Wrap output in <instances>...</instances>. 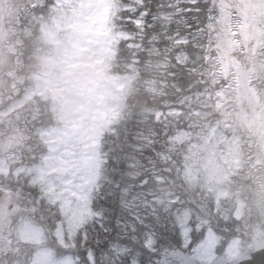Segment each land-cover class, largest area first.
Listing matches in <instances>:
<instances>
[{
	"label": "rangeland",
	"instance_id": "374dc122",
	"mask_svg": "<svg viewBox=\"0 0 264 264\" xmlns=\"http://www.w3.org/2000/svg\"><path fill=\"white\" fill-rule=\"evenodd\" d=\"M51 2H53L51 6L53 13L48 15V18L43 20L38 27H34V23L31 24L39 32L34 36V39L39 37L55 40L60 35L77 37L80 41V49L90 53L87 63L93 69L94 77L104 82L105 86L97 96L94 108L70 119H64L51 108L48 99L42 92H34L27 87L24 93L18 92L19 95L15 100V94L11 96L2 106L7 107L4 110L5 113L11 114V112L19 111L17 115L22 116L23 113L26 116L31 115V120L34 121L37 117L34 110H40L37 106H42L44 109L48 108L47 111L53 109L52 121L54 124L46 129L31 127L28 131L16 122L17 119H11L13 124L5 128L2 132L3 135H6V132L14 133L16 142H22L25 137L26 139L28 137L31 140L30 149L28 157L24 154V159L16 157V154L11 156L10 153L0 158V196L7 193V197L11 200V192L3 191H7V186L12 184L19 188L18 192L22 190L32 196L33 204L36 203L41 207V211L36 210L33 214L27 213L25 218L20 219L21 223L15 229V238L12 242L42 243L52 235L57 242L68 246L67 243L71 244L78 233L82 232L85 237L84 231L92 217H98V219L114 217L110 209L109 216L105 214L104 210L95 214L92 202L95 196L100 195L99 199L102 201L104 197L109 196V206L110 204L116 206L117 198L119 200L122 198V195L118 196L122 177L126 179L128 175L136 182L128 180L127 198L129 202L125 205L121 203V207L125 211L123 216L128 218L130 225L133 217L137 213L143 215L144 210L157 209L161 204L165 209L173 207V204L170 203L173 199L179 198L180 192L173 188L170 181L166 179L168 175L164 177V170L167 172L171 170L162 168L163 164L153 157L154 149L151 146L155 145V138L161 130L158 131L150 126L145 128V125L142 127V124L145 123L144 118L140 119L141 125L138 129L131 128L125 134L115 133V125L130 116L131 95L127 97L129 98L128 114H126V96L132 92L134 86L126 76L120 75L115 69L114 48L122 30L119 36L114 34L116 25L114 18L116 3H119L120 0H51ZM10 12L13 14L12 9ZM245 13L251 17V1L248 3ZM7 18H10L8 14L4 16V20ZM1 24V30L12 25L8 22H6L7 26L4 22ZM122 36H124V32H122ZM0 58L2 59L0 65H2L6 57L0 54ZM15 87L19 88V85L16 84ZM113 92L117 96L116 102L107 103L106 97ZM163 107V105L147 106L143 108V113L145 117L152 116L156 125L157 123H160L161 126L172 125L176 113L170 109H162ZM202 107L207 110L204 105ZM1 114L0 111V116ZM48 119H50L49 115ZM175 130L174 137H188L186 140L188 144L183 149L182 159L179 161V173L176 174L182 185H185L184 181L194 173L201 171L208 173L205 177L206 182L200 186L204 197H201L196 205H193L197 212L193 213L189 205L178 207L182 222L186 223L188 216L193 214L199 215L203 223L207 224L211 220L212 223L207 231L211 237L215 238L214 246L227 253L229 258L240 257L243 246L255 244L256 241V244L261 243L264 241V235L260 234L259 226L252 234H249L241 226L240 221L245 215L246 201L244 195L234 200L231 195L236 191H245L244 186L247 185L248 180H251L248 174L261 176L264 173V157L254 153L250 146L247 147L245 154V149L242 148L243 141L235 133L225 134L226 132L223 133L221 129L212 128L207 131L202 129L198 137H190L187 130ZM135 131L141 133L133 143L136 150L133 151L131 159L129 156L131 149L128 148L131 147ZM189 131H196V129L192 128ZM162 135L160 134L158 138ZM120 137H124L123 145L119 141ZM189 139L191 140L189 141ZM0 141L7 145L10 140L2 137ZM145 141L149 142L145 145L151 151L149 155L142 154L144 152L142 149L145 146L140 143ZM169 147H175L174 143L170 142L167 145L168 154L173 155V151ZM205 148H207V156L204 152ZM119 152H123L124 155L119 157ZM242 157L245 160L243 162H241ZM168 160L175 166L172 158ZM114 165L123 168V176L117 173ZM141 167L154 168L153 180L156 185H160V188L148 186L147 184L151 183L148 176L143 175L139 179L138 171ZM234 175H237V178L240 177L239 188L229 191L230 185L234 182ZM70 183L75 184L83 191L78 192L75 196L71 195L70 191L66 192ZM253 186L254 184H251V190H254ZM106 188L107 190H104ZM139 188L140 191L137 192L136 190ZM206 197H210L212 201V205H208L207 210L204 207ZM225 197L228 199L225 205H221V200ZM0 200L3 202L2 199ZM211 206L214 212L211 211ZM225 208H231V210ZM51 210H53V214ZM38 213L43 215L45 221L47 216H52L51 219L55 220L54 223H51L50 234L40 223L42 220L37 217ZM217 221H227L233 234L228 235L225 231L215 230L213 225ZM124 241H127L126 238ZM141 242L143 246H138L139 251L130 248L135 253L131 258L124 254L126 251L124 247L118 249L119 247L113 246L114 250H118L113 255L124 257L119 260L124 263L140 264L139 258L142 255L144 258L147 257L145 253H148V249L153 246L154 238L146 232L144 240ZM71 246L73 245L71 244ZM54 248L47 245L39 246L28 264H39L40 257L45 258L46 264H105L104 260H108L110 257L103 252L102 243L98 241H94L90 248L80 245L79 250L83 251L86 260L81 258L79 253L73 255L66 253L57 256L54 253ZM11 260L13 261L7 264H20L19 261H14L15 258H11ZM0 264L5 263L0 262ZM22 264H26V262Z\"/></svg>",
	"mask_w": 264,
	"mask_h": 264
},
{
	"label": "trees",
	"instance_id": "16d2710c",
	"mask_svg": "<svg viewBox=\"0 0 264 264\" xmlns=\"http://www.w3.org/2000/svg\"><path fill=\"white\" fill-rule=\"evenodd\" d=\"M225 2L226 0H120L119 3H116L117 8L114 20L117 26L115 25L114 27V34L119 36L122 30L124 36H122L121 32L114 48V57H116L114 60L116 63L115 69L120 75L126 76L134 86L132 87V92H129L126 96V114H128L129 98L127 97L131 95L130 116L115 125V133L125 134L131 128L138 129L141 125L140 119L144 118L145 123L142 124V127L145 125V128L150 126L158 131L161 130L160 134L163 135L158 138L159 134L155 138L156 140L152 139L155 140V145L153 147L151 146V148L154 149L153 157L163 164L162 168L165 167L171 170L169 172L164 170V177L168 175L166 179L170 181L173 188L178 189L180 192L179 198L173 199L170 204H173L172 206H175L176 209L179 206L189 205L193 213L197 212L193 205H196L197 201L201 197H204V195L200 187L192 191H187L186 186L182 185L178 175H176L179 173V161L182 159L183 149L188 144V141H186L188 137H174L176 134L175 129L187 130L190 137H198L201 134V132L197 134L196 131H189V129H195V127L189 122L191 118L185 119V114L191 111H200L203 108L201 106V103H204L202 100L204 99L203 90H205V87L203 88V86L206 85L203 79L208 76V71L206 73L204 71L208 65L204 47L211 41L217 44V33H219L221 40L226 37L221 22H219L218 18L217 21L215 20L217 15L219 16L221 7L224 6ZM203 5H208V8L202 11L196 10ZM230 6L235 11H242L241 5L239 4H230ZM45 11L50 15L52 9L50 6H46ZM43 12L42 7L38 5L29 8V13L34 16V22L40 20V15ZM211 21H213V26H211ZM24 23L26 24V19ZM228 44L229 42L226 39L225 45L227 46ZM29 46V44L25 43L21 51H26ZM20 56L23 58V62L26 63L25 57L23 55ZM18 71H23V68H20ZM151 105H163L164 107L162 109L175 108L176 110H173V113H176L173 124L161 126L160 123H157L156 125L152 116L145 117L143 108ZM217 111L219 112V110ZM217 111L215 112L217 113ZM45 113L46 116L47 114L50 116V119L46 117L42 123L37 124L44 127L54 124L52 121V113L50 111L48 113L45 111ZM205 118L209 120V123L202 129L207 131L209 124L218 120V127L222 128L226 133L232 134L233 130L227 117L222 119L219 118V115L212 113V118ZM36 120L37 118H35ZM140 133L136 131L133 133L131 147L128 148L131 149L129 154L131 159L133 158V151L136 150L134 149L133 143L136 142L135 139L138 138ZM119 141L123 145L124 137H120ZM244 141L248 140L245 139ZM170 142H173L175 145V147H169L173 151V155L167 152V145ZM146 144H149V142L145 141L140 143L142 146ZM142 150L144 151L142 154L146 155H149L151 152L147 146ZM118 155L121 157L124 154L123 152H119ZM169 158L174 160L175 166L168 160ZM114 166L117 169V173L123 176V168L117 165ZM174 170L175 172H173ZM143 175L151 179V183L147 184L148 186L160 188V185H156L153 180L155 175L154 168L141 167L138 171L139 179ZM128 180L136 183L128 175L126 179L122 177L118 195H122V198L120 200L117 198L116 206L112 204H110L112 207L109 206V196L104 197L102 201L99 199V195L92 202L95 214L103 212L104 210L105 214L109 216L110 209L111 214L114 215L112 219L109 217L102 219L92 217L91 222L87 223L86 230L84 231L85 237H83L82 232L78 233L74 237V240L71 241L73 246L68 242V246H66L68 249H62V246L57 244L52 235H50L49 242L52 245L58 246V250L60 251L70 250V252L79 253L84 260L86 258L83 255V251L79 250L80 245L90 248L94 241L101 242L103 252L110 256L108 260H104L105 264H118L119 260L124 258L113 255L118 251L114 250L112 248L113 246L119 247L118 249L124 247L126 248L124 254H127L130 258L134 256L135 253L130 250L129 243L121 238L126 237L128 234L125 225L129 226V230L131 226L128 223V218H124L123 214L125 211L121 207V203L125 205L129 202L127 198V193L129 192ZM114 181L117 182L115 179ZM249 182L250 180L247 183ZM117 184L119 183L117 182ZM239 184L240 180L235 178V181L229 187V191L234 188H239ZM104 190H107V188ZM136 191L139 192L140 188ZM243 193L244 191H236L231 196L234 200L237 197H241ZM205 199L204 207L207 210L208 205H212V201L210 197H206ZM227 199L228 197L223 198L221 205H225ZM162 206V204L159 205L157 209L163 211L165 208ZM210 208L214 212L213 207L211 206ZM225 209L231 210V208ZM117 213L122 218L119 229L116 228ZM47 218L48 220H42V223L44 225L48 224L50 232L52 228L51 223H54L55 220L51 219L52 216ZM105 228H109L111 231H105ZM145 233H142L143 235L141 234V240H144ZM34 247L35 245L33 244H27L22 251L17 252V255L31 252ZM143 250L146 249L143 248ZM147 255L148 253L146 252L145 256ZM139 259H144V256L142 255Z\"/></svg>",
	"mask_w": 264,
	"mask_h": 264
},
{
	"label": "clouds",
	"instance_id": "9594fccd",
	"mask_svg": "<svg viewBox=\"0 0 264 264\" xmlns=\"http://www.w3.org/2000/svg\"><path fill=\"white\" fill-rule=\"evenodd\" d=\"M19 42L14 32L0 39V54L6 57L4 64L0 65V103L8 101L15 94L17 82L23 84L27 81V86L34 92H42L49 106L64 119L95 107L105 83L94 77L93 69L87 63L90 53L80 49L77 37L60 35L55 40L38 37L24 52L15 47ZM17 55H23L26 63H17ZM259 67L264 71V62ZM20 68L23 71L18 72ZM16 73L15 80L9 79ZM249 78L255 83L249 85L245 79L239 86L229 89L225 104L227 112L221 109V118L227 117L234 133L247 139L254 153L264 157V75L257 79L256 70L251 69ZM257 95L260 100L255 99ZM116 100L114 92L106 97L107 103H115ZM208 105H212L211 100H207L205 106ZM215 111L217 109L212 105L208 112L186 113L185 119L191 118L189 122L198 134L209 123L205 117L212 118ZM204 152L207 156V148ZM207 175L204 171L194 173L184 181L186 190L192 191L202 186ZM244 198L245 215L240 221L241 226L249 234L255 233L259 226L260 234L264 235V186L258 191L245 190Z\"/></svg>",
	"mask_w": 264,
	"mask_h": 264
},
{
	"label": "snow or ice",
	"instance_id": "6c2138e0",
	"mask_svg": "<svg viewBox=\"0 0 264 264\" xmlns=\"http://www.w3.org/2000/svg\"><path fill=\"white\" fill-rule=\"evenodd\" d=\"M208 8V5L198 7L197 11ZM75 180V177H73ZM75 196L83 189L70 183L69 189L65 190ZM116 228L119 229L122 218L117 213ZM209 222L203 223L197 214L191 215L186 223H183L179 210L175 206L159 209L144 210V214L137 213L129 226L126 237L129 247L139 251L138 245L141 242L142 233H150L154 237L153 246L148 249V255L140 261V264H242L243 258L246 264H264V243L250 244L243 246L240 257L229 258L228 254L215 247V238L208 234ZM215 230L225 231L231 235L232 229L227 221H217L213 225ZM105 231H111L105 228ZM256 257H259L257 259ZM39 264H46L43 257L39 258ZM118 264H124L119 261Z\"/></svg>",
	"mask_w": 264,
	"mask_h": 264
},
{
	"label": "flooded vegetation",
	"instance_id": "af4514ba",
	"mask_svg": "<svg viewBox=\"0 0 264 264\" xmlns=\"http://www.w3.org/2000/svg\"><path fill=\"white\" fill-rule=\"evenodd\" d=\"M262 62H264V0H251V56L246 63L247 75L249 76V70L255 69L256 78L260 79L259 76L263 73L259 66ZM233 67L231 60L228 69ZM243 79H247V76L244 75ZM251 83L254 84L255 81L251 80Z\"/></svg>",
	"mask_w": 264,
	"mask_h": 264
},
{
	"label": "water",
	"instance_id": "95a60500",
	"mask_svg": "<svg viewBox=\"0 0 264 264\" xmlns=\"http://www.w3.org/2000/svg\"><path fill=\"white\" fill-rule=\"evenodd\" d=\"M256 258L259 259V257H256ZM242 264H246V261L243 258H242Z\"/></svg>",
	"mask_w": 264,
	"mask_h": 264
}]
</instances>
